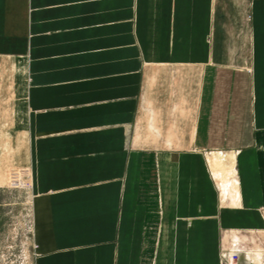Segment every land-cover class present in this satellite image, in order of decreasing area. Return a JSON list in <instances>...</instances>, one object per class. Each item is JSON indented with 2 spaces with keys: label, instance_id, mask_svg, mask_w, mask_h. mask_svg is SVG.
Segmentation results:
<instances>
[{
  "label": "crops",
  "instance_id": "0c3cea01",
  "mask_svg": "<svg viewBox=\"0 0 264 264\" xmlns=\"http://www.w3.org/2000/svg\"><path fill=\"white\" fill-rule=\"evenodd\" d=\"M11 167L33 264H264V0H0Z\"/></svg>",
  "mask_w": 264,
  "mask_h": 264
},
{
  "label": "rangeland",
  "instance_id": "374dc122",
  "mask_svg": "<svg viewBox=\"0 0 264 264\" xmlns=\"http://www.w3.org/2000/svg\"><path fill=\"white\" fill-rule=\"evenodd\" d=\"M12 176L0 181V264H33L34 250L30 233L29 178L26 167H11ZM4 172L0 171V175Z\"/></svg>",
  "mask_w": 264,
  "mask_h": 264
},
{
  "label": "bare ground",
  "instance_id": "6f19581e",
  "mask_svg": "<svg viewBox=\"0 0 264 264\" xmlns=\"http://www.w3.org/2000/svg\"><path fill=\"white\" fill-rule=\"evenodd\" d=\"M232 158L229 157L228 159H217L216 161H213L212 167H218V168H226V169H231L232 168ZM215 170V169H214ZM225 172V171H224ZM218 173V172H217ZM225 174V173H224ZM232 176V175H231ZM220 178V177H219ZM228 178V177H227ZM223 179V178H222ZM233 183V182H232ZM234 184V183H233ZM235 189V188H233Z\"/></svg>",
  "mask_w": 264,
  "mask_h": 264
},
{
  "label": "built area",
  "instance_id": "2783aa9c",
  "mask_svg": "<svg viewBox=\"0 0 264 264\" xmlns=\"http://www.w3.org/2000/svg\"><path fill=\"white\" fill-rule=\"evenodd\" d=\"M224 259L227 261H232V260H234V259H236V251L235 252H233V253H231V254H225L224 255Z\"/></svg>",
  "mask_w": 264,
  "mask_h": 264
}]
</instances>
